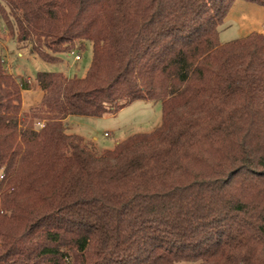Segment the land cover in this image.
Masks as SVG:
<instances>
[{"label":"trees","instance_id":"obj_1","mask_svg":"<svg viewBox=\"0 0 264 264\" xmlns=\"http://www.w3.org/2000/svg\"><path fill=\"white\" fill-rule=\"evenodd\" d=\"M234 1L0 0L44 61L91 46L83 77L37 74L38 129L0 56V264H264V34L220 43ZM138 100L160 124L111 149L66 132Z\"/></svg>","mask_w":264,"mask_h":264},{"label":"rangeland","instance_id":"obj_2","mask_svg":"<svg viewBox=\"0 0 264 264\" xmlns=\"http://www.w3.org/2000/svg\"><path fill=\"white\" fill-rule=\"evenodd\" d=\"M240 4L260 8L255 3L235 0L223 23L219 26L220 43L241 37L248 31H258L264 34V19L262 18L259 23L249 25L242 33L238 32L231 18L234 11L243 9ZM247 10L250 9L246 8ZM20 45L15 35L1 20L0 56L3 59L4 68L17 78L26 79L30 83V89L22 91L21 94L20 125L38 129L42 127L43 121L32 117L31 112L43 106L46 91L41 82L36 79L37 74L39 72H62L65 76L83 77L90 63L91 46L87 44L85 49L75 50V53L80 55L78 61H73L72 57L63 52L56 54L59 57L57 61L48 62L32 52L30 44L22 48H19ZM65 121L67 133L81 135L89 143L90 148L99 152L105 148H113L117 142L133 133L149 132L156 128L161 121V105L159 101L138 100L115 114L101 117L70 115Z\"/></svg>","mask_w":264,"mask_h":264},{"label":"crops","instance_id":"obj_3","mask_svg":"<svg viewBox=\"0 0 264 264\" xmlns=\"http://www.w3.org/2000/svg\"><path fill=\"white\" fill-rule=\"evenodd\" d=\"M240 5L243 7V9L241 8L238 11H234L233 17L231 19L232 22L236 24V28L238 32L242 33L243 31H245L246 28H248L249 25H254L253 23H259L262 19H264V9H263L264 7L262 8V6H260V8H251L243 4ZM246 8H249L250 10L246 11ZM248 32L246 34H248ZM23 91H27V90H23Z\"/></svg>","mask_w":264,"mask_h":264},{"label":"built area","instance_id":"obj_4","mask_svg":"<svg viewBox=\"0 0 264 264\" xmlns=\"http://www.w3.org/2000/svg\"><path fill=\"white\" fill-rule=\"evenodd\" d=\"M68 56L72 57L73 61H78L80 59V55L75 53V51L71 50L66 53Z\"/></svg>","mask_w":264,"mask_h":264}]
</instances>
